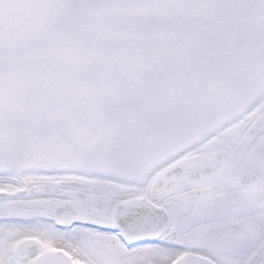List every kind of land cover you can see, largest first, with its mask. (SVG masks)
Segmentation results:
<instances>
[{"label": "snow or ice", "instance_id": "snow-or-ice-1", "mask_svg": "<svg viewBox=\"0 0 264 264\" xmlns=\"http://www.w3.org/2000/svg\"><path fill=\"white\" fill-rule=\"evenodd\" d=\"M0 264H264V0H0Z\"/></svg>", "mask_w": 264, "mask_h": 264}]
</instances>
